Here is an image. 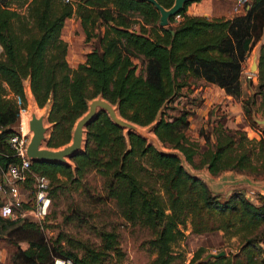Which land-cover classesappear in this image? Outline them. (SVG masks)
Segmentation results:
<instances>
[{
  "label": "trees",
  "instance_id": "16d2710c",
  "mask_svg": "<svg viewBox=\"0 0 264 264\" xmlns=\"http://www.w3.org/2000/svg\"><path fill=\"white\" fill-rule=\"evenodd\" d=\"M158 1L168 7L175 0ZM193 2L198 3L199 13L188 12ZM231 3L189 0L169 25L161 26L160 10L149 0H0V164L21 160L9 138L18 132L13 124L23 108L10 93L26 99L25 79L30 78L39 105L53 98L50 146L71 139L76 118L99 93L118 102L124 116L141 124L152 122L169 100L155 129L166 145L180 148L196 167L193 158L200 153L214 174L236 169L259 175L258 163L264 166V124L252 115L250 103L257 94L264 102V41L259 52V88L254 98L244 100L250 123L262 132L260 138L217 121L214 141L209 135L207 148L200 152L198 143L187 136L191 111L170 112L183 89L192 85L191 78L217 84L235 97L242 95L244 64L264 35V0H250L244 11L235 14H230ZM178 15L183 19L176 23ZM74 16L86 40L104 26L101 49L94 46L85 51L76 66L69 62L70 44L63 36ZM66 122L71 124L69 130ZM129 136L130 147L124 129L101 111L88 126L85 149L73 157L75 167L48 161H34L31 167L46 175L50 184L62 180L60 175L66 178L63 182L82 183L94 169L103 174L121 214L154 232L149 242L158 254L150 264H174L173 243L186 236L188 222L195 234L224 231L241 240L236 252L208 259H202V247L191 264H264L260 232L264 192L255 198L244 189L214 194L205 181L181 166L178 156L159 152L136 132ZM22 208H30L29 203H22ZM0 233L8 253L2 264H55L57 257L72 259L74 264H107L111 250L121 253L116 231H102L97 246L63 234L50 237L30 217L0 215Z\"/></svg>",
  "mask_w": 264,
  "mask_h": 264
},
{
  "label": "rangeland",
  "instance_id": "374dc122",
  "mask_svg": "<svg viewBox=\"0 0 264 264\" xmlns=\"http://www.w3.org/2000/svg\"><path fill=\"white\" fill-rule=\"evenodd\" d=\"M231 2L232 9L230 14H235L233 9L234 0H231ZM103 30L104 26H99L97 28V36L91 40H86L78 18L74 16L68 20L63 36L70 44L68 59L71 65L76 66L84 58L85 51L90 50L94 46L101 49L100 35ZM263 41L264 35L249 53L244 64L242 75L243 93L240 97L227 96L219 85L208 83L203 78H191L192 82L198 85V88L190 90L185 87L175 99L173 103L175 108L171 109L170 112L171 114H179L183 108L191 111L187 136L190 140L198 143L200 152L207 148V137L209 135L214 141L213 128L217 121L223 122L225 126L230 127L233 131H245L250 138L261 137V130L252 126L250 119L246 115L244 100L248 97H253L259 88V68L256 72H251L249 67L253 63L256 48L260 49ZM28 79H25V81H28ZM10 95L23 110L27 109V98L24 99L14 92H11ZM254 97L255 100H251L250 103L252 115L258 119H264V102L261 94H257ZM44 103L40 105L41 108ZM261 124H264V122H261ZM13 127L17 131L22 130V114L13 124ZM69 128H71V124L66 122L65 129L69 130ZM236 135H239V133ZM143 159L145 161V158ZM193 162L199 167L204 165L200 153L194 155ZM258 165L262 172L257 175L258 177H255L264 179V166L260 163ZM60 177L62 180L66 179L63 175H60ZM62 180L50 184L52 203L48 214L42 218L30 216V218L42 224L50 237L55 238L63 234L72 239H80L100 246L102 243V231H116L121 253L111 250V254L106 260L107 264L151 263L158 254L157 251L152 249L149 242L155 236L154 232L149 226L139 221H129L121 214L117 199L108 193L106 178L103 174L94 169L85 175L82 183H72L69 180L63 182ZM34 182L33 179L19 181L16 188H14V193L11 195L13 200L15 202L19 201L21 204L29 203L30 207H35ZM235 189H244L247 195L253 198L257 196L258 192H261L246 185H240L229 188L224 195L231 193ZM184 229L186 236L173 243L174 264H191L194 255L202 247L204 248V255L221 250H226L225 254L230 255L236 252L241 244L238 236H233L228 232L218 231L195 234L192 232L190 222H188V227ZM260 232L261 236H263L262 244L264 246V225ZM5 245H7L6 242H0V246Z\"/></svg>",
  "mask_w": 264,
  "mask_h": 264
},
{
  "label": "water",
  "instance_id": "95a60500",
  "mask_svg": "<svg viewBox=\"0 0 264 264\" xmlns=\"http://www.w3.org/2000/svg\"><path fill=\"white\" fill-rule=\"evenodd\" d=\"M149 1L153 2L160 10V25L167 26L171 23V17L177 15L189 0H175L174 3L168 7L158 0ZM259 52L260 49L256 48L253 63L249 67L251 72H256L259 68ZM25 96L29 106L28 111L24 112V129L29 136L25 152L27 158L34 161L60 162L75 167L76 164L73 157L85 149L88 126L98 117L101 111H105L114 123L124 129V135L129 147L130 132L138 133L147 139L148 144H153L159 152L178 156L181 166L192 176L205 181L214 194H225L229 188L240 185H246L253 189L264 191V179H257L251 174L239 172L236 169H225L220 174H214L210 170L209 164L196 167L180 148L166 145L155 132V129L162 119V115L168 106L169 100L164 102L152 122L141 124L124 116L120 112L118 102L115 103L105 97L103 93H99L88 100L87 109L76 118L72 128L71 139L61 146L54 147L48 145L50 134L54 126V123L49 119L53 98L51 97L42 108L39 105V109L37 105L38 102L31 88L30 78L28 81H25ZM256 120L259 123L264 122V119L256 118ZM3 237L4 235L0 233V239ZM225 253L226 250L209 252L204 255L202 259L218 257Z\"/></svg>",
  "mask_w": 264,
  "mask_h": 264
},
{
  "label": "built area",
  "instance_id": "2783aa9c",
  "mask_svg": "<svg viewBox=\"0 0 264 264\" xmlns=\"http://www.w3.org/2000/svg\"><path fill=\"white\" fill-rule=\"evenodd\" d=\"M249 2L250 0H235L234 12L244 11L249 6ZM2 52L3 47L0 44V55ZM28 139L29 136L24 127L21 131L10 136L9 143L15 153L21 157V160L20 162H11L7 166L0 164V215L9 216L13 219L30 217L31 215L37 218L45 217L52 203L50 179L44 174L34 172L31 167L34 160L26 156L25 150ZM30 174L34 176L36 203L35 207L23 209L21 202H15L11 195L14 193L17 183L27 180ZM55 264H74V262L72 259L57 257Z\"/></svg>",
  "mask_w": 264,
  "mask_h": 264
},
{
  "label": "crops",
  "instance_id": "0c3cea01",
  "mask_svg": "<svg viewBox=\"0 0 264 264\" xmlns=\"http://www.w3.org/2000/svg\"><path fill=\"white\" fill-rule=\"evenodd\" d=\"M201 10L199 9V7H198V3L197 2H193L192 4H190V6H189V8H188V12L189 13H191V14H196V13H199ZM208 14V13H207ZM183 19V17L181 16V15H178V16H176V23H179L181 20ZM205 80V79H204ZM207 82V81H206ZM209 83V82H208ZM212 84H214V83H212ZM215 85H217V84H215ZM186 87H188L190 90H196L197 88H198V85H196V84H194V83H192V85L191 86H186ZM221 89H223L224 91H225V89L224 88H222L221 86H219ZM225 93H226V95L227 96H233V95H231V94H229V93H227L226 91H225ZM252 176H254V175H252ZM255 177V176H254ZM259 179H261V178H259ZM263 179V178H262ZM249 188H252V187H249ZM253 189V188H252ZM254 190H256V189H254ZM261 191V190H260ZM261 192H264V191H261ZM251 197V196H250ZM251 198H253V197H251ZM22 246L24 247V248H26V247H28V245H29V243L27 242V241H22ZM6 257H7V250H6V247L5 246H0V264H2V263H4L5 261H6Z\"/></svg>",
  "mask_w": 264,
  "mask_h": 264
},
{
  "label": "bare ground",
  "instance_id": "6f19581e",
  "mask_svg": "<svg viewBox=\"0 0 264 264\" xmlns=\"http://www.w3.org/2000/svg\"><path fill=\"white\" fill-rule=\"evenodd\" d=\"M37 103V102H36ZM37 105H38V108L40 109V106H39V104L37 103ZM28 109H29V106L27 107V109L25 110V111H28ZM24 111V112H25ZM24 112L22 113V115H23V117H24ZM24 122H25V117L23 118V127H24Z\"/></svg>",
  "mask_w": 264,
  "mask_h": 264
}]
</instances>
